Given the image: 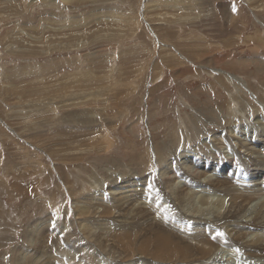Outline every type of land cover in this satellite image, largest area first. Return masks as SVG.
Instances as JSON below:
<instances>
[{
	"label": "rangeland",
	"instance_id": "1",
	"mask_svg": "<svg viewBox=\"0 0 264 264\" xmlns=\"http://www.w3.org/2000/svg\"><path fill=\"white\" fill-rule=\"evenodd\" d=\"M224 179L261 202L220 214ZM261 208L264 0H0V264H143L160 231L255 245Z\"/></svg>",
	"mask_w": 264,
	"mask_h": 264
},
{
	"label": "bare ground",
	"instance_id": "2",
	"mask_svg": "<svg viewBox=\"0 0 264 264\" xmlns=\"http://www.w3.org/2000/svg\"><path fill=\"white\" fill-rule=\"evenodd\" d=\"M71 96V95H70ZM72 97V96H71ZM240 117V116H239ZM94 120V119H93ZM236 120V119H235ZM88 121V120H87ZM94 122V121H93ZM91 123V122H90ZM197 131V130H196ZM230 131V130H229ZM190 133V132H189ZM188 134V133H187ZM193 134V133H192ZM190 135V134H189ZM193 137L195 136L194 134L192 135ZM191 138V137H190ZM197 139V138H196ZM216 140V139H215ZM220 140V139H219ZM228 142V140H227ZM188 143V142H186ZM195 143V142H194ZM197 143V142H196ZM189 144V143H188ZM204 146V145H203ZM210 146V145H209ZM240 150H243V149H246L247 151H250L249 148H247L244 144H242L240 147H239ZM213 150V149H212ZM151 162V161H150ZM219 163V162H218ZM189 167V166H188ZM179 168V167H178ZM191 168V167H190ZM193 168V167H192ZM198 169V168H197ZM196 169V170H197ZM230 169V168H229ZM168 170H171V169H168ZM189 169H184L183 166L182 168H179L176 170H174V172H170V175H169V179L172 180V178L174 177H177L179 178L178 176H182L186 171H188ZM189 171L190 174L188 175L189 177H191L190 179V184H188V187L187 189H184L182 191L179 190V192L176 193V190L173 188V185H171V180L168 181V180H165L163 182L164 185H167L166 186V190H164V193L166 196L168 197H172L174 198V201L178 202H183L182 204H186L185 202L187 201L185 197V193L191 189L192 187H194V183L196 182H202L199 181L202 176L204 175H200L198 173H200L201 171L198 170L196 171ZM167 171V170H166ZM169 172V171H168ZM198 172V173H197ZM187 173V172H186ZM203 173H208V172H203ZM167 175V174H166ZM186 175V174H185ZM218 175V174H217ZM168 176V175H167ZM187 176V177H188ZM209 177V176H208ZM238 177V176H237ZM168 178V177H167ZM185 178V177H184ZM198 178H200L198 180ZM207 178V176L205 177V179ZM210 178V177H209ZM203 179V178H202ZM178 180V179H177ZM189 180V179H188ZM210 180V179H209ZM213 180V179H212ZM215 180V179H214ZM128 181V180H127ZM186 181V180H185ZM129 182V181H128ZM186 183V182H185ZM189 183V182H188ZM206 183V181H205ZM178 184V183H177ZM180 184V183H179ZM210 184V183H209ZM194 185V186H193ZM234 185H237L234 181H231L230 179H224L222 181H217L216 182H213L211 183V185L209 186H212L216 189H222L221 192H226L227 196H229L230 198L225 200V203L223 202V207L222 208H219V213L221 214L223 212L228 214L230 213L231 211V208L233 209H240L242 208V206H245L247 204H250L252 202H257L259 204V201L262 200V196L261 195H258L256 194L254 191L252 193L250 192H240L236 189H234ZM165 187V186H164ZM177 188V186H176ZM232 188V189H231ZM161 189V188H160ZM165 189V188H164ZM178 189V188H177ZM208 191V190H207ZM211 191H214V190H210V193ZM128 192V191H127ZM216 192V191H215ZM126 193V192H125ZM132 192H130V196L132 195L131 194ZM141 193L140 195H142V192H139ZM127 194V193H126ZM140 195H137V196H140ZM151 195V194H150ZM155 195V194H154ZM190 195V194H189ZM221 195V194H220ZM98 196V195H97ZM152 196V195H151ZM194 197V196H193ZM145 198V197H144ZM143 198V199H144ZM161 198V197H160ZM219 198V197H218ZM142 199V197H141ZM140 199V200H141ZM151 199H154L153 197ZM131 200V198H130ZM150 200V199H149ZM158 200V199H157ZM206 200V199H205ZM217 200V199H216ZM133 201V200H131ZM146 201V199H145ZM209 201V200H208ZM230 202L231 204L229 205V208H227L226 206V203ZM261 202V201H260ZM213 205L212 202L209 201V203H207L206 201H204L203 204H205V206H207V204H210ZM137 204V203H136ZM141 204V203H139ZM145 205V204H144ZM210 205V206H211ZM131 206V205H130ZM136 205H134V208ZM150 206V205H149ZM180 206V205H179ZM183 206V205H182ZM198 206V205H197ZM204 206V205H203ZM129 207V206H128ZM140 207V206H139ZM131 208V207H130ZM145 208V207H144ZM206 208V207H205ZM209 208V207H208ZM211 208V207H210ZM255 208V207H254ZM146 209V208H145ZM150 209V208H149ZM213 209V208H212ZM215 209V207H214ZM247 209V208H245ZM258 209V208H257ZM151 210L154 211L155 213H157L158 217H161L163 214L161 213V210H162V207H157V206H154V205H151ZM198 210V209H197ZM205 209L203 208L202 210H200V207H199V210L198 211H204ZM141 211V210H140ZM206 211V210H205ZM151 212V211H150ZM218 212V211H217ZM236 212V211H235ZM238 212V211H237ZM250 212V211H249ZM262 212V213H261ZM79 213H82V211L79 210ZM139 214H142V215H145L147 216L146 218H144L145 221H151L153 220L154 218H152L151 216H149V212H146L144 211V213H139ZM182 214V213H181ZM196 214H199L198 212L195 213ZM218 214V213H216ZM241 214V212H240ZM245 214V213H244ZM170 215V214H169ZM189 215V214H188ZM239 215V214H238ZM260 219L259 217L257 216L256 217V214H255V217L257 218V222H261V223H255L256 225H258L259 228H262V230H264V209L261 208V211H260ZM137 216V215H136ZM221 217V216H220ZM224 217V216H223ZM196 218V217H195ZM222 218V217H221ZM251 218V217H250ZM163 219V218H162ZM254 219V218H253ZM164 221H166V219H163ZM219 222V221H218ZM137 224H140V223H137ZM225 224V223H224ZM221 225V224H219ZM226 225V224H225ZM234 225H241L239 223H234ZM83 226V225H82ZM172 226V225H171ZM170 226V227H171ZM248 227H250V225H247ZM230 227V226H229ZM242 226H237L235 227L236 229H239L241 228ZM246 229V228H245ZM248 229V228H247ZM244 230V228H243ZM250 230V229H248ZM261 232V231H260ZM264 232V231H262ZM215 233V232H214ZM238 235L239 232H237L236 230H231L229 232V234L231 235ZM210 234V233H209ZM243 234V233H242ZM241 234V235H242ZM247 234V233H246ZM249 234H251L249 232ZM125 237L126 238H130L131 237V234L130 233H124ZM216 236V235H214ZM212 236V233L208 236H202V235H198L196 237H185L184 238H181L179 236H176V235H172V233H166V232H157L153 235L152 238L150 239H146L144 240L142 243V245H140V250H142L141 254L143 256H145L143 259V264H156V262H159L160 264H165L167 263V261L169 260L170 262H176L175 264H217L215 263L216 259H218L217 257L219 255L222 254V252L225 250V251H228L229 254L230 252L233 250V249H237V253H242L244 254V256L246 258H243L244 260V264L248 263L249 264H264V240H260V241H257L258 237H256L255 241H246L248 243H255V245H249V244H246V243H243L242 241H238L237 238L236 239H226L224 241V239L222 238H216L213 239ZM253 236V235H252ZM256 236V235H255ZM260 236H264V234H260ZM122 238V237H121ZM120 238L119 242L122 241V239ZM191 238V239H189ZM254 239V238H253ZM235 247H238V248H235ZM112 249V248H111ZM114 250V249H113ZM107 254V253H106ZM108 255V254H107ZM121 255V254H120ZM174 256H177L175 258L177 259H173ZM149 257V258H148ZM173 257V258H172ZM243 257V256H242ZM235 258V257H234ZM150 259V260H148ZM220 259V258H219ZM215 260V261H214ZM231 262V259H225L223 260V257H221L220 259V263L219 264H228V262ZM165 262V263H163ZM213 262V263H212ZM224 262V263H222ZM226 262V263H225ZM243 262V261H242ZM132 264H141L142 261L138 260V261H133L131 262ZM232 263V262H231ZM170 264V263H169ZM174 264V263H173ZM235 264V263H234ZM243 264V263H242Z\"/></svg>",
	"mask_w": 264,
	"mask_h": 264
},
{
	"label": "snow or ice",
	"instance_id": "3",
	"mask_svg": "<svg viewBox=\"0 0 264 264\" xmlns=\"http://www.w3.org/2000/svg\"><path fill=\"white\" fill-rule=\"evenodd\" d=\"M233 11H235V8H233ZM224 234L223 233H217V236H223ZM213 239H215V237H213Z\"/></svg>",
	"mask_w": 264,
	"mask_h": 264
}]
</instances>
